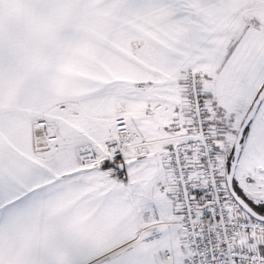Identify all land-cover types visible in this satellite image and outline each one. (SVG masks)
Listing matches in <instances>:
<instances>
[{
    "label": "snow or ice",
    "instance_id": "6c2138e0",
    "mask_svg": "<svg viewBox=\"0 0 264 264\" xmlns=\"http://www.w3.org/2000/svg\"><path fill=\"white\" fill-rule=\"evenodd\" d=\"M0 264H264V0H0Z\"/></svg>",
    "mask_w": 264,
    "mask_h": 264
}]
</instances>
